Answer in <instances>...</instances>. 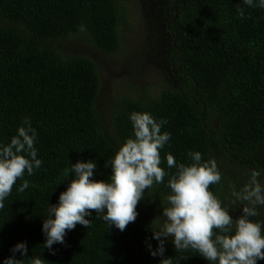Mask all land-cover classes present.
Instances as JSON below:
<instances>
[{"label": "trees", "instance_id": "obj_1", "mask_svg": "<svg viewBox=\"0 0 264 264\" xmlns=\"http://www.w3.org/2000/svg\"><path fill=\"white\" fill-rule=\"evenodd\" d=\"M125 1L0 0V142L9 143L30 117L43 161L33 175L25 171L0 208V264L24 241L29 251L24 258L16 254L21 264H30L32 256L43 264H160L146 240L163 222L168 176L145 190L137 219L124 231L110 229L93 210L86 217L90 228L77 224L65 243L53 245L55 255L43 246L47 209L74 178L71 164L92 159L94 178L107 180L111 160L133 136L134 111L168 120L161 131L171 140L161 150V167L169 174L175 169L167 168L168 153L183 163L191 162L189 151L217 161L222 180L210 191L226 207H236L229 185L239 188L252 169H264V9L241 0H172L176 85L122 97L108 115L97 61L63 42L84 37L105 54L117 53L124 45ZM24 180L28 189L17 191ZM259 213L254 219L264 220V208ZM230 215L239 218L242 206ZM165 246L172 264H208L195 250L177 252L170 240Z\"/></svg>", "mask_w": 264, "mask_h": 264}, {"label": "clouds", "instance_id": "obj_2", "mask_svg": "<svg viewBox=\"0 0 264 264\" xmlns=\"http://www.w3.org/2000/svg\"><path fill=\"white\" fill-rule=\"evenodd\" d=\"M249 8L264 9V0H241ZM244 16V8L237 7ZM81 32L87 28L78 26ZM133 136L126 139L110 162L111 175L107 180H96L94 170L97 163L89 159L70 166L74 178L59 195L56 204H50L42 231L46 237L43 244L55 255L54 244L65 243L67 232L77 224L90 228L93 215L105 221L110 229L121 232L139 215L138 203L144 198L145 190L162 184L168 176L166 206H163V222L158 229L152 228V237L146 246L153 257H160V264H172V258H164L166 242L170 240L177 252L195 250L208 264H258L264 260V220L259 209L264 208V169H252L247 182L231 189V204L226 207L210 185L219 184L222 173L215 159L205 161L199 151H189L190 163L177 162L173 154L166 155L169 174L161 167V150L169 144L171 133L161 129L168 124L166 118L157 120L149 112L130 113ZM37 129L30 117H24L9 143L0 142V208L12 192L18 179L25 171L31 176L42 166L35 144ZM29 183L24 180L17 191L24 192ZM242 206V215L233 218L230 210ZM151 239L158 242L154 248ZM27 242H19L11 249L12 255L3 264H21L28 257ZM19 253L22 259H17ZM30 264H43L38 256L30 257Z\"/></svg>", "mask_w": 264, "mask_h": 264}, {"label": "rangeland", "instance_id": "obj_3", "mask_svg": "<svg viewBox=\"0 0 264 264\" xmlns=\"http://www.w3.org/2000/svg\"><path fill=\"white\" fill-rule=\"evenodd\" d=\"M125 6L126 22L120 28L124 45L117 53L105 54L84 37L63 42L71 52L97 61L102 105L108 115L122 97L160 93L178 79L173 63L172 0H126Z\"/></svg>", "mask_w": 264, "mask_h": 264}]
</instances>
